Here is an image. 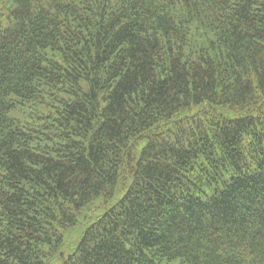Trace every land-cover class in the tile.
<instances>
[{
	"label": "trees",
	"instance_id": "16d2710c",
	"mask_svg": "<svg viewBox=\"0 0 264 264\" xmlns=\"http://www.w3.org/2000/svg\"><path fill=\"white\" fill-rule=\"evenodd\" d=\"M0 264H264V0H0Z\"/></svg>",
	"mask_w": 264,
	"mask_h": 264
}]
</instances>
